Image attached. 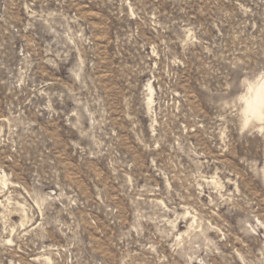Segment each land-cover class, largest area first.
I'll use <instances>...</instances> for the list:
<instances>
[{
  "label": "rangeland",
  "instance_id": "1",
  "mask_svg": "<svg viewBox=\"0 0 264 264\" xmlns=\"http://www.w3.org/2000/svg\"><path fill=\"white\" fill-rule=\"evenodd\" d=\"M259 67L264 0H0V264H264Z\"/></svg>",
  "mask_w": 264,
  "mask_h": 264
},
{
  "label": "clouds",
  "instance_id": "2",
  "mask_svg": "<svg viewBox=\"0 0 264 264\" xmlns=\"http://www.w3.org/2000/svg\"><path fill=\"white\" fill-rule=\"evenodd\" d=\"M213 103L221 113L234 118L241 134L264 129V67L243 73Z\"/></svg>",
  "mask_w": 264,
  "mask_h": 264
},
{
  "label": "bare ground",
  "instance_id": "3",
  "mask_svg": "<svg viewBox=\"0 0 264 264\" xmlns=\"http://www.w3.org/2000/svg\"><path fill=\"white\" fill-rule=\"evenodd\" d=\"M9 241V240H8Z\"/></svg>",
  "mask_w": 264,
  "mask_h": 264
}]
</instances>
